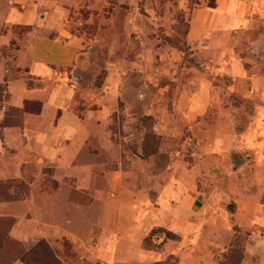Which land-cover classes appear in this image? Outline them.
Returning <instances> with one entry per match:
<instances>
[{
  "label": "rangeland",
  "instance_id": "1",
  "mask_svg": "<svg viewBox=\"0 0 264 264\" xmlns=\"http://www.w3.org/2000/svg\"><path fill=\"white\" fill-rule=\"evenodd\" d=\"M212 1L70 0L73 8L66 18H62L60 11L53 14L50 23L57 26L62 18L64 29L85 38L76 66L71 65L76 56L53 41L55 29L49 31L48 36L52 38L44 35L47 22L37 17L35 28L11 27L15 39L9 46L1 48L4 66L10 68L29 33L34 58L43 57L52 65V71L62 70L63 73L56 72L62 75L61 79L66 77L69 84L77 86L87 97H104L107 104L113 103L108 126L113 133L115 149L122 152V158L118 159L123 162L115 161L113 168L118 173L111 172L110 175L122 174L126 182H137L133 188L143 193L146 207H157V198L166 189L167 180L177 187L179 196L187 194L189 218L185 209L175 213L169 206L165 208L164 203L163 208L141 215L138 222L130 215L129 207L125 208L123 204L122 211L126 213L117 215L116 220H108V227L113 232L123 234L111 251L115 261L138 262L129 264H155L165 260L169 264H238L240 253L243 259L247 246L246 237L260 231L258 227L243 229L237 213L238 209L242 211L248 225L254 223L256 214L264 217V192H261L264 190V165L252 171V154L246 149L259 110L257 106L264 105V65L247 56V76L238 78L232 73L230 65L237 58L239 30L232 31V41L219 51L189 42L187 34L193 8ZM84 3H87L86 7H99L86 9ZM25 4L26 10L32 9V0H25ZM16 5L20 8V4ZM2 10L0 22L5 15ZM40 13L42 10L35 14ZM60 37L72 48V42ZM250 37H254L252 32ZM49 46V52H46L45 48ZM223 48L226 51H222ZM244 48L245 54H251L250 43L246 42ZM110 83L114 84L112 92H108ZM202 88L204 92L201 93ZM197 98L204 102L195 106L193 101ZM219 129L228 138L227 146L222 150L213 144ZM44 173L46 177L49 175L47 171ZM100 173L98 180L104 185L109 174ZM189 181L191 184L186 188L184 184ZM256 183L258 188L254 187ZM27 189L23 180H2L0 202L22 201L27 196ZM111 191L108 189V193ZM67 194L81 208L89 205L91 200L83 190L71 189ZM161 201H165V195ZM7 217L13 220L9 230V237L13 238L10 231L16 219ZM95 218L92 214L76 216L68 227L85 235ZM152 225L162 227L151 230L170 228L168 231L177 239H165V232H147L140 247L156 254V259L144 262L149 257L139 250V237ZM6 228L2 227L0 231L3 233ZM35 240L17 241L27 248ZM58 243L56 246L60 249L54 244L49 245L62 264H104L91 262L80 255L82 252L75 251L72 248L74 242L68 238H62ZM258 246L257 253L261 254L258 264H264V239Z\"/></svg>",
  "mask_w": 264,
  "mask_h": 264
},
{
  "label": "crops",
  "instance_id": "2",
  "mask_svg": "<svg viewBox=\"0 0 264 264\" xmlns=\"http://www.w3.org/2000/svg\"><path fill=\"white\" fill-rule=\"evenodd\" d=\"M212 2L203 7L193 8L187 39L192 45L204 48L211 46L219 51L232 41V31L239 30L237 58L230 65V69L238 78L245 77L248 74V64L245 62L247 56H250L255 63L264 65V51H262L264 47H261L264 43V0H213ZM16 4H20V8ZM83 6L86 9L99 7H86L87 3ZM71 8L73 5L70 0H32L31 10H26L25 0H0V11L3 9L2 11L5 12L4 20L0 22L2 94L0 122L4 119L5 109L10 106L22 108L25 102L39 103V111L29 110L23 113L20 125L0 126V181L16 178L28 185L24 200L0 202V216H12L16 219L10 234L17 240L27 243L36 238L44 239L50 245L54 244L56 249H60L56 246L59 245L58 241L68 238L74 242L72 248L82 252L80 255L91 262L138 263L115 261V258L111 257V251L119 244L123 234L118 231L113 232L108 227V220H116L117 215L120 217L122 213H126L122 211L123 204L125 208L129 207L130 215L138 222L141 215L163 208L164 203L165 208L169 206V209L175 210V213L179 209H185L189 218L190 202L187 194L179 196L177 187L171 180H167L166 189L163 193H159L157 198V207H146L143 193L133 188L138 185L137 182H126L122 174L110 175L111 172H117L113 168L114 163L120 160L118 158H122V152L119 150L117 152L115 149L113 133L108 126L111 119L109 112L113 103L107 104L104 97H87L77 86L69 84L66 77L61 79L60 73L59 76H55L56 72L63 73V71H52V65L43 60V57L34 58L32 52L34 46L28 41L29 33L26 34L25 42L11 67L4 66L5 58L1 54V48L9 46V43L15 39L10 28L13 26L35 28L36 17L47 22L48 28L45 29L44 35L48 36L49 31L55 29L53 41L61 48L69 49L71 54L76 56V60L71 63L72 66H76L80 61L79 54L84 49L85 38L70 34L61 26V19L66 18ZM37 10H42V13L35 14ZM60 11L62 18L58 25L53 27L50 23L53 14ZM251 32L254 37H250ZM60 35L64 36L67 42L73 43L72 48L63 43L64 39ZM246 42L251 44L249 55L244 53ZM49 49L50 46L46 47L45 51L49 52ZM222 51L226 49L223 48ZM92 69L96 71L94 66ZM74 80L78 78L74 77ZM112 87H114L113 83L109 86L108 92H112ZM202 92H204L203 88ZM105 98H108L107 94ZM203 102L202 98L193 101L195 106ZM257 108L259 110L254 117L255 124L248 136L249 141L246 146L252 154L250 165L252 171L264 165V105ZM213 140L218 150L227 146L228 138L220 129ZM45 171L49 174L47 177ZM100 171L109 174L104 185L98 180L101 177ZM190 184L189 181L184 185L187 188ZM254 185L257 187V183ZM241 186L245 188L243 182ZM71 189L85 191L91 197L89 205L81 208L73 202L67 194ZM108 189L112 191L108 193ZM163 195H165L164 202L161 201ZM138 196L141 197L139 200ZM109 208L112 209L108 211ZM84 214H92L96 218L90 222L87 233L79 235L68 226L76 216ZM237 217L243 229L256 227L260 229L258 234L249 233L246 237L247 246L241 261V264H254L255 261L258 264L261 254L257 253V249L264 239V217L256 214L251 225L245 223L240 209ZM153 227L162 226L152 225L139 237V250L143 256L149 257L144 262L156 259V254H151L150 251L140 247L141 240ZM166 229L170 230V228ZM104 253L108 256L104 257ZM12 264L23 263L15 261Z\"/></svg>",
  "mask_w": 264,
  "mask_h": 264
},
{
  "label": "trees",
  "instance_id": "3",
  "mask_svg": "<svg viewBox=\"0 0 264 264\" xmlns=\"http://www.w3.org/2000/svg\"><path fill=\"white\" fill-rule=\"evenodd\" d=\"M24 27V26H23ZM2 89V88H1ZM1 94V91H0ZM1 96V95H0ZM39 111L38 102H25L22 108L8 107L0 126H16L22 122V116L25 111ZM11 217H0V230L7 226L6 231H0V264H12L19 261L23 264H62L56 256L54 250L44 239L37 240L30 247H24L20 241L9 237V230L12 226ZM155 232H165V239L175 240L177 236L163 228L151 230V234ZM242 255L240 253L237 263L240 264ZM155 264H169V262L158 261Z\"/></svg>",
  "mask_w": 264,
  "mask_h": 264
},
{
  "label": "built area",
  "instance_id": "4",
  "mask_svg": "<svg viewBox=\"0 0 264 264\" xmlns=\"http://www.w3.org/2000/svg\"><path fill=\"white\" fill-rule=\"evenodd\" d=\"M55 75H58L59 76V74H57V73H55Z\"/></svg>",
  "mask_w": 264,
  "mask_h": 264
}]
</instances>
